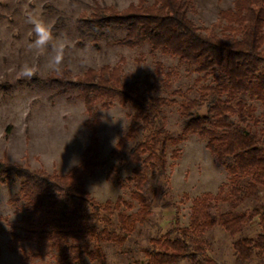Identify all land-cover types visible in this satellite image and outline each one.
I'll return each instance as SVG.
<instances>
[{
	"label": "trees",
	"instance_id": "obj_1",
	"mask_svg": "<svg viewBox=\"0 0 264 264\" xmlns=\"http://www.w3.org/2000/svg\"><path fill=\"white\" fill-rule=\"evenodd\" d=\"M192 1L138 0L124 9L96 1L89 14L84 13L77 19L94 34L90 45L97 50L100 49L98 38H105L112 30L119 29L125 31L124 36L109 40V46L133 49L147 44L152 53L176 57L180 63L205 77L217 73L219 84L206 88L218 97L208 102L202 95L181 103L182 132L173 136L165 127L163 108L178 102L159 95L172 88L174 76L173 71L165 69L163 62L157 61L154 70L146 74L141 83L123 82L125 58L114 66L89 67L81 74H74L67 66L53 71L45 84L60 93L77 92L76 98L84 101L89 114L98 105L110 107L113 99L122 106L133 105L129 129L117 142L113 154L122 152L141 133L149 131L145 140L129 152L130 159L140 163L141 167H136L133 176L125 179L133 186L131 196L139 208L131 214L119 212V226L124 235L97 229L103 213L112 214L113 208L120 209L123 205L134 207L122 197L117 199L114 207L109 201L102 204L81 184L85 175L93 176L104 166L98 162L97 119L87 122L92 136L82 163L68 173L32 171L0 159V183L15 178L21 180L19 191L10 201H24L26 211L11 226L8 235L11 249L21 252L25 264H30L28 261L32 256L23 249V241L60 249L65 264L104 258L101 247L93 248L97 239L124 243L128 234L152 215L153 205L144 193L151 174L164 175L170 145L182 143L190 135L207 140V149L224 166L230 183L228 187L221 186L216 194L205 192L193 199L190 225L182 229L183 237L153 238L151 241L156 249L147 251V264H176L185 258L191 264H220L207 254L201 240L195 238L189 243L186 239L216 226L236 236L257 215L263 233L256 238H240L233 247L243 261L252 259L256 249L264 252V211L261 213L254 208L218 215L211 212L221 203L235 207L264 192V147L255 133L233 121L234 115L244 123L254 119L256 108L242 100L237 102V107L232 104L238 96L249 95L260 101L264 108V0H235L232 8L221 10L217 23H226L221 36L204 33L189 18ZM79 44L84 45V42L79 41ZM223 94L227 95L225 100L221 98ZM205 107L207 111L203 114ZM177 155L175 150L173 156ZM112 173L113 170L109 175ZM119 185L124 186V183L120 181Z\"/></svg>",
	"mask_w": 264,
	"mask_h": 264
},
{
	"label": "rangeland",
	"instance_id": "obj_2",
	"mask_svg": "<svg viewBox=\"0 0 264 264\" xmlns=\"http://www.w3.org/2000/svg\"><path fill=\"white\" fill-rule=\"evenodd\" d=\"M116 5L120 9L138 0H0V159L9 164H19L30 170L65 174L82 163L83 153L90 142L92 130L88 121L99 120L98 162L104 166L93 176L85 175L81 184L98 202H111L114 207L122 197L132 203L133 208L123 205L113 208L112 214L103 213L97 225L99 231L107 229L122 236L119 212L131 214L139 205L132 199L133 186L125 179L133 176L136 167L129 152L137 143L145 140L149 131L140 134L138 139L118 154L113 149L124 136L134 113L133 105L122 106L117 99L110 107L96 106L92 114L87 113L84 101L76 98L77 92L60 93L45 84V79L53 72L47 67L48 55L29 50L34 40L32 26L27 23L29 16L43 19L52 28L54 37L65 44V55L60 67H69L74 74H81L89 67L100 68L118 64L125 58L123 82L141 83L146 74L151 73L157 61L166 70L174 73L172 88L159 95L176 99L177 104L163 108L167 131L177 136L182 132L181 103L205 95L208 102L216 99L208 86H216L217 73L205 77L192 67L179 62L178 58L152 53L145 44L137 48L109 46L107 42L123 37L125 31L114 29L105 38H98L100 49L90 42L95 38L91 30L78 22L80 15L90 13L95 2ZM154 0H150L153 2ZM235 0H193L189 8V18L204 33L221 36L225 22L218 24L219 13L233 7ZM217 24L216 26H213ZM83 41L84 45H80ZM264 50V45H263ZM50 51V49H49ZM31 65L33 75H21V66ZM173 91L179 94H171ZM76 98V99H74ZM223 100L226 94L221 96ZM256 108L254 119L241 122L233 116L236 125L247 127L260 139L264 147V108L260 101L249 95H240L238 101ZM207 107L201 113L205 114ZM207 140L198 135H190L168 149L167 170L164 175L151 174L144 187V193L152 203L150 219L137 226L128 234L124 243H114L97 239L93 248L101 247L105 257L97 261L85 260L81 264H147V251L156 249L153 238L171 239L183 237L182 229L190 225L193 199L205 192L216 194L221 186L228 187L230 176L216 156L206 147ZM177 150L178 155L173 154ZM113 170L111 175L110 171ZM122 181L124 186H120ZM21 186V180L0 183V264H25L20 251L12 250L8 231L25 214V202H11ZM258 208L264 211V192L249 197L244 203L232 207L221 203L211 210L213 215L221 212H242ZM263 233L260 217L257 215L247 223L242 232L231 236L219 226L206 233L193 235L186 240L192 243L197 238L206 248L207 254L220 264H264V252L255 250L252 259L243 261L233 247L236 240L244 237L256 238ZM23 249L29 252L30 264H65L61 260V250L43 246L36 242L23 241ZM192 246L190 251H192ZM34 254H37L36 256ZM176 264H191L188 258Z\"/></svg>",
	"mask_w": 264,
	"mask_h": 264
},
{
	"label": "clouds",
	"instance_id": "obj_3",
	"mask_svg": "<svg viewBox=\"0 0 264 264\" xmlns=\"http://www.w3.org/2000/svg\"><path fill=\"white\" fill-rule=\"evenodd\" d=\"M27 23L32 26L31 30L35 37L28 45L29 50L41 55L47 53V67L50 70L58 71L64 60L65 44L60 38L54 37L51 26L43 19L29 16ZM20 71L24 77H31L33 75L32 67L27 63L21 66Z\"/></svg>",
	"mask_w": 264,
	"mask_h": 264
}]
</instances>
